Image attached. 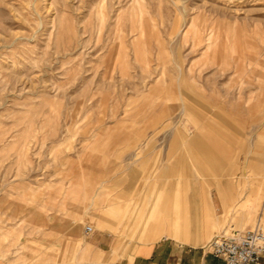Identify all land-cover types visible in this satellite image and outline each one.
I'll list each match as a JSON object with an SVG mask.
<instances>
[{
	"label": "rangeland",
	"instance_id": "374dc122",
	"mask_svg": "<svg viewBox=\"0 0 264 264\" xmlns=\"http://www.w3.org/2000/svg\"><path fill=\"white\" fill-rule=\"evenodd\" d=\"M227 182L264 183V0H0V264L189 240L184 210Z\"/></svg>",
	"mask_w": 264,
	"mask_h": 264
},
{
	"label": "crops",
	"instance_id": "0c3cea01",
	"mask_svg": "<svg viewBox=\"0 0 264 264\" xmlns=\"http://www.w3.org/2000/svg\"><path fill=\"white\" fill-rule=\"evenodd\" d=\"M234 187L235 184H231V182L223 185L219 184L212 193H207V196L204 195L203 199L195 205V209L192 212L184 210L190 214L192 219V232L189 240L176 239L166 235L156 240L138 242L133 250L131 249L127 254L113 259L108 264H224L222 259L215 257L205 249V246L217 235L212 237L207 243H204L203 240L208 234L200 239L199 236L194 235L193 229L201 216L203 221L208 223V227L216 226L226 229L230 228V225L235 224L239 229H244V222H247L246 226L249 227L250 224L248 222L256 218L258 219L256 224L247 230L254 228L258 223L263 225L264 183L261 186H257L251 196L248 194L244 196V193L239 195L233 189ZM228 188H232L231 194L228 193ZM204 202H207V206L210 209L208 217L203 212ZM238 206L239 208H237ZM226 217H229L228 222L225 221ZM176 224L173 221L171 225L173 231L169 232L170 234L181 233V227ZM163 228V221L157 220L152 222L146 230H142L141 234L148 238L157 237L159 234H165ZM111 230L116 231L117 229L111 228ZM90 240V243L99 251L108 252L112 247L111 234L105 231L96 232L90 237ZM260 264H264V258H262Z\"/></svg>",
	"mask_w": 264,
	"mask_h": 264
},
{
	"label": "built area",
	"instance_id": "2783aa9c",
	"mask_svg": "<svg viewBox=\"0 0 264 264\" xmlns=\"http://www.w3.org/2000/svg\"><path fill=\"white\" fill-rule=\"evenodd\" d=\"M85 231L90 234L94 229L88 225ZM207 250L224 264H260L264 258V226L258 223L237 236L218 235Z\"/></svg>",
	"mask_w": 264,
	"mask_h": 264
},
{
	"label": "bare ground",
	"instance_id": "6f19581e",
	"mask_svg": "<svg viewBox=\"0 0 264 264\" xmlns=\"http://www.w3.org/2000/svg\"><path fill=\"white\" fill-rule=\"evenodd\" d=\"M102 21H103V19H102Z\"/></svg>",
	"mask_w": 264,
	"mask_h": 264
}]
</instances>
